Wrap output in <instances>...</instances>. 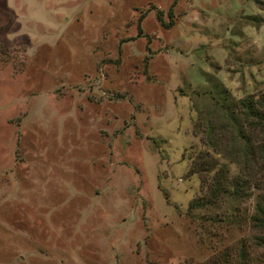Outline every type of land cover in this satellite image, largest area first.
I'll use <instances>...</instances> for the list:
<instances>
[{"label":"rangeland","instance_id":"obj_1","mask_svg":"<svg viewBox=\"0 0 264 264\" xmlns=\"http://www.w3.org/2000/svg\"><path fill=\"white\" fill-rule=\"evenodd\" d=\"M216 80L264 90L257 0H0V264H264L260 161L188 207Z\"/></svg>","mask_w":264,"mask_h":264},{"label":"trees","instance_id":"obj_2","mask_svg":"<svg viewBox=\"0 0 264 264\" xmlns=\"http://www.w3.org/2000/svg\"><path fill=\"white\" fill-rule=\"evenodd\" d=\"M257 2L264 8V0ZM156 12V17L160 20L159 11ZM167 13L170 14V8ZM212 86V91L196 92L198 96L206 95L211 107L205 112L204 117L202 116L204 137L200 138V141L205 147L198 151L190 167L192 172L206 173L210 176L207 178L205 196L191 201L188 204L189 208L213 204L224 198L246 197L249 194L246 185L248 186L250 181L242 174L248 161L253 164L260 161L264 170V90L258 97L249 94L234 99L218 80ZM226 131L229 137L224 134ZM256 131L260 132L261 137L255 136ZM232 156L234 159L239 157L243 172L240 170L236 175L227 174ZM249 218L255 228L264 227V200L260 199L255 203ZM229 221L233 219L230 218ZM238 258L243 264L242 250H239Z\"/></svg>","mask_w":264,"mask_h":264}]
</instances>
